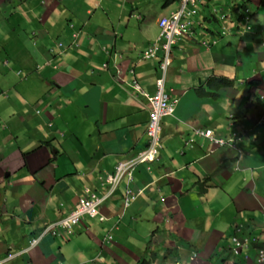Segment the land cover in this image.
Returning <instances> with one entry per match:
<instances>
[{"label":"crops","instance_id":"1","mask_svg":"<svg viewBox=\"0 0 264 264\" xmlns=\"http://www.w3.org/2000/svg\"><path fill=\"white\" fill-rule=\"evenodd\" d=\"M226 3L204 0L208 11L198 15L201 25L174 47L166 90L181 101L176 116L163 123L166 153L150 174L141 168L135 177L134 189L144 193L125 210L121 182L119 192L101 208L105 221L83 224L94 234L79 227L69 241L47 236L29 253L31 264H194L196 249L199 264H208L237 225L245 222L249 231L260 230L264 6L251 0L256 15L251 30L244 32L239 18L223 23L210 14ZM25 6L14 14L19 24L39 32L37 45L28 39L12 45L8 36L0 41V63L2 52L9 58L0 69L1 258L8 250L27 247L47 223L70 212L83 188L105 193L102 178L146 147L149 105L130 82L136 79L144 91H156L160 56L140 61L139 55L158 39V20L176 11L179 1L34 0ZM224 25L228 34L215 38ZM201 40L217 43L207 50ZM56 41L65 49L50 53ZM32 43L40 50H29ZM104 48L124 59L110 58ZM115 65L124 72L120 80ZM59 94L70 95L60 106L52 99ZM204 126L222 137L245 135L240 158L227 150L206 157L198 149L182 155L191 128ZM166 173L173 177L165 179ZM200 176L213 181L204 195H199ZM176 227L184 233L183 244L170 239ZM108 235L114 240L104 243ZM24 258L6 264H26Z\"/></svg>","mask_w":264,"mask_h":264},{"label":"clouds","instance_id":"2","mask_svg":"<svg viewBox=\"0 0 264 264\" xmlns=\"http://www.w3.org/2000/svg\"><path fill=\"white\" fill-rule=\"evenodd\" d=\"M20 2V5L16 7H11L10 4L12 2ZM34 0H0V17L2 20H8L14 14V10L20 7H25V4ZM179 6L178 9L172 12L170 15L163 16L158 20V27L160 30L159 36L157 40L150 42L146 49L139 55L140 61H150L158 58L160 56L159 61V76L155 81L156 91L154 93H148L142 89L140 84L136 79L132 80L131 88L134 90L135 94L138 96L143 97L148 105H149V113H148V121L146 126V138L147 143L146 147L134 154L131 158L124 159L119 161L114 171L111 174H108L102 178V186L108 187L106 188L105 193H97L94 189L90 187H85L81 191L80 195L74 201L73 209L64 214L62 217L57 219L56 221L47 223L40 233H35L29 245L25 248L20 250H8L6 255L1 258L0 256V264H6L8 261L14 260L20 257H26L25 263H30L29 253L37 248L43 239L47 236L60 237L67 241L70 238L74 237L77 233L79 227H82L84 230L83 232L93 233L89 228H87L85 224L87 219H97L100 222L105 221L103 216L101 215V208L102 206L112 200L115 197V194L119 191L118 188L121 185V182H125V193L122 194L123 199V207L124 209L130 208L133 204H135L140 195L144 193V190H137L134 189L135 187V177L139 171V169H144L145 173L150 174L153 166L157 164L162 157L163 153L165 152L164 144H163V123L166 118H172L176 116L180 98L173 97L172 90H166V80L168 76L169 69L171 67L173 61V50L174 47H177L179 41L183 38L190 36L191 34L195 33V27L201 25V22L198 18L201 11L207 10L204 6V0H178ZM260 6H264L261 3ZM248 3H251V0H248ZM208 11V10H207ZM213 13H210L213 18L216 20H221L223 23L229 20V23H232V19H237L238 15H241L239 12V8L234 9H223V7L213 8ZM36 14V13H35ZM253 18V17H252ZM250 16L247 15L243 18H239L243 23L241 28L244 32H248L251 30L252 19ZM141 17L137 15L136 20L139 21ZM202 20V19H201ZM167 21L169 23V27H172L171 34H168V30L164 29L163 22ZM27 25V24H26ZM29 28V25L28 27ZM195 30V31H194ZM229 32V29L224 25L222 31L218 32L221 34H217L215 38L226 36ZM39 32L37 30L34 34L31 35V41H38ZM26 40V39H25ZM62 41V40H61ZM217 41L215 40H201L200 46L207 48L209 50L212 48V45H215ZM53 44V43H52ZM50 53H54L55 50L61 52L65 49L63 42L56 41L53 46L49 47ZM106 55L110 58L119 59L122 61L123 55L119 54L115 50H107L103 49ZM151 50H154L152 56L149 57V53ZM8 63V60L6 64ZM4 64V62H3ZM105 68H108V64L104 65ZM36 72L40 71V64L36 66ZM1 68V70H3ZM11 68V66H10ZM115 69L117 71V78L122 79V74L124 73L122 68L118 65H115ZM22 72H19L18 75H21ZM55 88L59 87V84H55ZM130 87V86H129ZM66 88V87H65ZM55 91L50 92L53 95ZM161 94L163 98L162 107L161 106H154L153 99L158 95ZM186 94V92H185ZM56 95L52 98L55 103L60 106L61 102L64 101L67 96L70 95ZM136 96V95H134ZM264 99V96L261 97ZM260 98V100H261ZM39 109V107H37ZM156 112V122L157 127L156 129L151 132V114ZM37 114H41V111L38 110ZM232 117V116H231ZM258 125H264V116L259 119ZM260 127V126H258ZM192 133L184 139V142L181 146V154L183 155L186 151H194L200 150L202 152L201 156H213L221 150H227L236 154L237 159L241 156V150L239 148V144L243 141L244 136L243 134L233 132L230 133L226 137L218 136L217 133L212 128L208 127H200V128H191ZM151 132V134H150ZM173 173H166L163 177L165 179H171ZM212 179L210 176L201 177L199 183V195L206 194L208 188H212ZM209 185V186H208ZM162 202H165L164 198H161ZM83 203H88V207H83ZM179 206L182 205L179 204ZM5 209V208H3ZM184 211V210H183ZM185 213V212H184ZM7 214V212H4ZM8 216V215H7ZM6 217V216H5ZM263 217V224L260 230L257 231H249V225L245 222L237 225L235 228L236 230L232 232V234L227 238V243L222 245L221 248L219 247L214 251L207 258L208 264H240V262H245L248 264L249 262L254 260V264H264V211L262 213ZM2 218V217H0ZM182 229L184 228L181 226ZM156 226L151 230L149 240L150 242L154 243V235L156 232ZM175 238H170L171 241L178 244H183L185 241L184 233L181 235L179 229L176 227ZM94 234V233H93ZM113 236L108 235L106 238L103 239L104 243L112 242ZM196 249V248H194ZM197 250V249H196ZM196 250L193 251V263L199 264V254H197ZM139 264H153L152 261L145 260V262Z\"/></svg>","mask_w":264,"mask_h":264},{"label":"rangeland","instance_id":"3","mask_svg":"<svg viewBox=\"0 0 264 264\" xmlns=\"http://www.w3.org/2000/svg\"><path fill=\"white\" fill-rule=\"evenodd\" d=\"M67 2H69V1H67ZM16 16L18 17V14ZM27 27H28V25L19 24V20L16 17H14L13 15L10 17L9 21L7 19L1 21V17H0V41L2 40L1 38L4 36L9 37V39L11 40L10 44H12V45H14L13 42L15 40L28 39L29 41H31V35L34 34L35 31L32 30V28H27ZM20 45H22V44H20ZM29 50H40V46H35L32 43ZM2 54H3V58H2L3 60L0 63V69L4 67L3 62L6 61V59L9 60V58L6 56L8 54H5L4 52H2ZM17 73L19 74V72H17Z\"/></svg>","mask_w":264,"mask_h":264},{"label":"trees","instance_id":"4","mask_svg":"<svg viewBox=\"0 0 264 264\" xmlns=\"http://www.w3.org/2000/svg\"><path fill=\"white\" fill-rule=\"evenodd\" d=\"M261 3L264 4V0H262ZM222 7L223 9L239 8V12L241 13V15L237 16L239 18H243L244 16L247 17L248 15L251 18L253 17L251 20H254V16L256 15L255 8L251 3H248V0H229V3H226Z\"/></svg>","mask_w":264,"mask_h":264},{"label":"built area","instance_id":"5","mask_svg":"<svg viewBox=\"0 0 264 264\" xmlns=\"http://www.w3.org/2000/svg\"><path fill=\"white\" fill-rule=\"evenodd\" d=\"M169 26L170 25H169V23L167 21H164L163 22L164 29L168 30V34H171L172 27H169ZM153 52H154V50H151V52L149 53V57L152 56ZM162 102H163V98L161 97V94H158L153 99V102L152 103H153L154 106L158 105V106H161L162 107ZM156 115L157 114H156L155 111H154V113L151 114V119L153 120L151 122V126H150L151 127V132H153L156 129V127H157ZM151 132H150V134H151ZM88 206H89L88 203H83V207H88Z\"/></svg>","mask_w":264,"mask_h":264}]
</instances>
